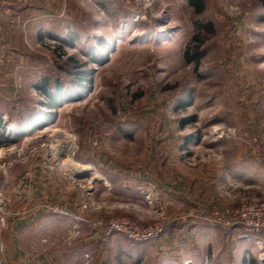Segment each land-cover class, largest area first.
I'll return each mask as SVG.
<instances>
[{
    "label": "rangeland",
    "instance_id": "374dc122",
    "mask_svg": "<svg viewBox=\"0 0 264 264\" xmlns=\"http://www.w3.org/2000/svg\"><path fill=\"white\" fill-rule=\"evenodd\" d=\"M1 3L0 264H264L215 223L264 201V0ZM47 78L84 90L50 110Z\"/></svg>",
    "mask_w": 264,
    "mask_h": 264
},
{
    "label": "built area",
    "instance_id": "2783aa9c",
    "mask_svg": "<svg viewBox=\"0 0 264 264\" xmlns=\"http://www.w3.org/2000/svg\"><path fill=\"white\" fill-rule=\"evenodd\" d=\"M231 134L233 137L237 138L234 131H232ZM240 138H248L250 150H255V147L258 143L256 138L249 137L248 134H244ZM215 220V223L217 225H221L222 227L230 229L240 227L243 233L242 238L255 241V244L258 246L259 250L264 248L262 240L264 238V201L242 202L236 209H225L220 215H216ZM125 225L126 224L123 223L114 224L110 230V233H126V228L122 227ZM132 235L133 239L137 240H146L152 236L151 234H140V232H136Z\"/></svg>",
    "mask_w": 264,
    "mask_h": 264
},
{
    "label": "trees",
    "instance_id": "16d2710c",
    "mask_svg": "<svg viewBox=\"0 0 264 264\" xmlns=\"http://www.w3.org/2000/svg\"><path fill=\"white\" fill-rule=\"evenodd\" d=\"M187 1L189 2L190 6L193 7V9L195 10V12L197 14H202L203 13V2H204V0H187ZM197 39H198V37H195V40H197ZM190 52H191L190 49L186 50V58L188 60H192V58H190V57H192L190 55L192 52L191 53ZM197 52H198V50L196 49L193 52V54L194 55H198ZM72 68L75 69V71L72 72V70H71ZM77 68H78V66L75 63L71 64L70 65V70L71 71L67 70V72H69L68 74H70V75L75 74V76L77 77L76 80L78 81L77 85H79V82L81 80L82 81L84 80L85 75L83 73L77 71L76 70ZM75 86H76V84L70 83L68 81H67V83H65V81H63L61 79L53 80V81L51 79H49V78L44 79V81H42L41 87L39 89H40L41 93H43L46 96L47 100L49 101L47 103V105L45 106V108L50 109V110L56 109V108L59 107V105L63 101L72 99L74 91L77 90L79 92V91H83L84 90V88L77 89ZM62 91H64V93H62ZM65 94H68L69 96L68 95L65 96ZM44 119L42 118L40 121H37V120H32L31 121L30 120L29 121V126H30L29 128L31 130L42 128L44 126V123H45ZM46 119H48L47 122H50V121L54 120V118H52V119L46 118ZM193 121H194V118L189 119V120H187V121H185L183 123L184 124L192 123ZM6 131H7V129L5 127V123H4L3 119H2V117L0 116V147L15 142V141H12V140L9 141L10 136L5 137ZM4 138H6V139L4 140ZM237 228L242 230L240 227H236V229ZM251 264H257V262L255 260H252Z\"/></svg>",
    "mask_w": 264,
    "mask_h": 264
},
{
    "label": "crops",
    "instance_id": "0c3cea01",
    "mask_svg": "<svg viewBox=\"0 0 264 264\" xmlns=\"http://www.w3.org/2000/svg\"><path fill=\"white\" fill-rule=\"evenodd\" d=\"M4 5H2V3L0 4V37H7V33L6 30H8V24L11 25V22L13 23V21H10V15L8 14V12L10 11L7 9H4L3 7ZM9 8V7H8Z\"/></svg>",
    "mask_w": 264,
    "mask_h": 264
},
{
    "label": "bare ground",
    "instance_id": "6f19581e",
    "mask_svg": "<svg viewBox=\"0 0 264 264\" xmlns=\"http://www.w3.org/2000/svg\"><path fill=\"white\" fill-rule=\"evenodd\" d=\"M64 148V149H63ZM61 147V148H57V150H55V151H57L56 152V154H59V153H62V152H65V153H70L73 149H74V146H73V144L71 143V142H64V147ZM64 150V151H63ZM80 170H89V171H91L92 169H91V167L90 166H79L78 167ZM262 258V257H261ZM263 259V258H262Z\"/></svg>",
    "mask_w": 264,
    "mask_h": 264
}]
</instances>
